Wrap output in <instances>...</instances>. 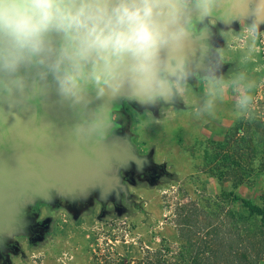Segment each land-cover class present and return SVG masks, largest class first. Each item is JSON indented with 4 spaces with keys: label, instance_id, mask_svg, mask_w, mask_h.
<instances>
[{
    "label": "clouds",
    "instance_id": "obj_1",
    "mask_svg": "<svg viewBox=\"0 0 264 264\" xmlns=\"http://www.w3.org/2000/svg\"><path fill=\"white\" fill-rule=\"evenodd\" d=\"M217 20L239 23L229 30L244 36L247 63L264 37V0H0V100L25 105L54 91L77 117L76 143L104 141L117 99L184 103L195 91L191 115L202 118L231 92L234 118L252 120L256 81L242 66L221 73L226 61L208 45ZM93 99L102 102L90 108Z\"/></svg>",
    "mask_w": 264,
    "mask_h": 264
},
{
    "label": "rangeland",
    "instance_id": "obj_2",
    "mask_svg": "<svg viewBox=\"0 0 264 264\" xmlns=\"http://www.w3.org/2000/svg\"><path fill=\"white\" fill-rule=\"evenodd\" d=\"M208 28L210 49H219L226 61L220 72L227 74L242 66L256 81L255 118L264 119V37L242 64L245 38L235 33L240 31L239 23L225 25L217 20ZM260 28L264 30V24ZM189 83L195 89L194 77ZM233 97L234 93H227L216 112L218 116L231 115L226 116L230 118L226 128L238 121L230 113ZM195 99V91L184 97V103L179 98L171 104L156 105L120 99L113 108V130L127 134L136 154L148 162L143 163L141 171L135 166L129 173L117 170L127 194L119 192L118 198L109 194L105 203L95 189L76 203L57 193L51 199L34 200L29 206L33 211L31 229L3 231L6 243L0 245V264H89L95 253L139 258L145 250L155 249L161 238L176 240L175 206L189 200L204 205L218 196L232 212L245 215L239 200L230 201L226 196L231 193L264 209V172L256 170L251 184L233 187L229 182H219L202 166L210 142L219 140L225 130H217L221 120L215 119L213 129L203 117L191 115ZM261 160L264 153L257 152L253 167H258Z\"/></svg>",
    "mask_w": 264,
    "mask_h": 264
},
{
    "label": "water",
    "instance_id": "obj_3",
    "mask_svg": "<svg viewBox=\"0 0 264 264\" xmlns=\"http://www.w3.org/2000/svg\"><path fill=\"white\" fill-rule=\"evenodd\" d=\"M101 102L93 99L90 108ZM76 121L54 91L25 105L0 100V245L6 243L3 231L31 229L34 200L57 193L76 203L95 189L105 203L109 194H127L118 169L129 173L135 166L141 171L148 163L136 154L127 134L114 132L113 122L102 143H76L70 135Z\"/></svg>",
    "mask_w": 264,
    "mask_h": 264
},
{
    "label": "trees",
    "instance_id": "obj_4",
    "mask_svg": "<svg viewBox=\"0 0 264 264\" xmlns=\"http://www.w3.org/2000/svg\"><path fill=\"white\" fill-rule=\"evenodd\" d=\"M207 150L202 166L219 182L251 184L253 172H264L263 160L253 167L255 154L264 153V119L238 120ZM226 196L239 200L245 215L232 212L218 196L204 205L195 200L179 203L175 241L161 238L155 249L136 259L95 253L89 264H264V209L249 199Z\"/></svg>",
    "mask_w": 264,
    "mask_h": 264
},
{
    "label": "crops",
    "instance_id": "obj_5",
    "mask_svg": "<svg viewBox=\"0 0 264 264\" xmlns=\"http://www.w3.org/2000/svg\"><path fill=\"white\" fill-rule=\"evenodd\" d=\"M230 113H232V112H230ZM226 116H229L230 117L231 115L225 114V117H223L222 115L221 116L215 115L214 117H203V118L205 119V121L207 123L206 125L208 127L213 128V129H215V125H214V121H216L215 119L221 120L222 121L221 122L222 123L221 128H217V130H219L221 132V131H224V130L227 129L226 128L228 126V123L227 122H230V118L229 117L226 118Z\"/></svg>",
    "mask_w": 264,
    "mask_h": 264
}]
</instances>
